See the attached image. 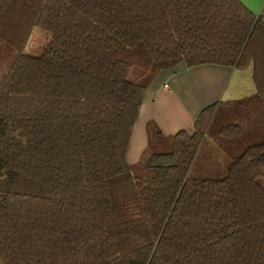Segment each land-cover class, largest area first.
I'll return each instance as SVG.
<instances>
[{
  "label": "trees",
  "instance_id": "16d2710c",
  "mask_svg": "<svg viewBox=\"0 0 264 264\" xmlns=\"http://www.w3.org/2000/svg\"><path fill=\"white\" fill-rule=\"evenodd\" d=\"M0 61V264H264V138L189 177L220 103L193 135L151 129L164 175L128 162L147 90L181 62L251 67L236 107L259 110L264 20L240 0H0Z\"/></svg>",
  "mask_w": 264,
  "mask_h": 264
},
{
  "label": "crops",
  "instance_id": "0c3cea01",
  "mask_svg": "<svg viewBox=\"0 0 264 264\" xmlns=\"http://www.w3.org/2000/svg\"><path fill=\"white\" fill-rule=\"evenodd\" d=\"M240 1L264 20V0ZM3 69H6V63L0 61V71ZM255 94L256 87L252 80L251 67L241 70L206 64L188 68L181 62L173 69L159 72L144 96L139 118L131 129L129 164L136 167L145 151L149 149L151 137L156 133L151 129L159 130L165 138L182 131L193 135L196 120L206 108L220 103L221 108L227 106V110L230 111L231 106L237 108L236 102ZM257 107H261L264 113V102ZM257 111H253V114H257ZM258 119L262 127L253 130V133L250 132L248 140L264 138V116ZM241 151L240 147L232 160Z\"/></svg>",
  "mask_w": 264,
  "mask_h": 264
},
{
  "label": "rangeland",
  "instance_id": "374dc122",
  "mask_svg": "<svg viewBox=\"0 0 264 264\" xmlns=\"http://www.w3.org/2000/svg\"><path fill=\"white\" fill-rule=\"evenodd\" d=\"M50 40V34L36 29L31 36L27 53L33 56L41 55ZM2 74L3 71H0V78ZM227 108V106L218 107L214 127L210 128L193 163L189 174L191 179L212 180L219 176L224 177L233 155L239 152L240 147L242 149L250 132L253 133V130L262 127L258 119L264 116L262 108L259 107L257 114H253V108L252 111L244 113L232 106L230 111ZM153 149L155 148L152 146V149L146 150L140 163L134 167L137 177L162 176L171 165L170 158L153 155ZM133 153L134 151L131 153V161ZM154 173L156 174L153 175ZM259 182L264 187V178Z\"/></svg>",
  "mask_w": 264,
  "mask_h": 264
}]
</instances>
